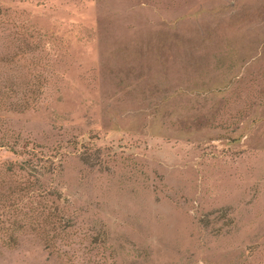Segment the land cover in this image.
I'll list each match as a JSON object with an SVG mask.
<instances>
[{
  "label": "rangeland",
  "instance_id": "374dc122",
  "mask_svg": "<svg viewBox=\"0 0 264 264\" xmlns=\"http://www.w3.org/2000/svg\"><path fill=\"white\" fill-rule=\"evenodd\" d=\"M8 85L0 264H264V0H0Z\"/></svg>",
  "mask_w": 264,
  "mask_h": 264
},
{
  "label": "trees",
  "instance_id": "16d2710c",
  "mask_svg": "<svg viewBox=\"0 0 264 264\" xmlns=\"http://www.w3.org/2000/svg\"><path fill=\"white\" fill-rule=\"evenodd\" d=\"M35 93V90L30 89V93ZM17 91L11 88L9 85L0 88V109L15 108L16 104L14 101L9 100V98L16 93ZM35 98V95H32ZM23 105H28L26 97L24 100L19 103ZM17 107V106H16ZM8 139L4 135L0 136V146H6L8 149ZM14 150V149H13ZM32 152V151H31ZM34 157L29 161V166L34 167L36 165V160ZM17 182V181H16ZM20 182V181H19ZM38 177L29 178V184L21 185L20 183H15L13 186L7 185L6 190L3 193H0L1 204L12 205L18 203V198L21 195L22 190H28L29 199L32 204L29 205L28 211H24L23 216L18 217L13 220L11 224L16 226L27 223L31 225L32 229L37 228L36 230L40 231L44 236L45 244L49 243V240L53 237L54 234H57L58 230L56 224L60 222L59 208H57L56 202H53L56 198L53 196L52 191H48L45 187H41ZM17 209V208H15ZM48 223V224H47ZM39 228V229H38ZM52 229L51 233L49 232ZM17 235L14 232H7L4 234V240L6 244L15 243Z\"/></svg>",
  "mask_w": 264,
  "mask_h": 264
}]
</instances>
